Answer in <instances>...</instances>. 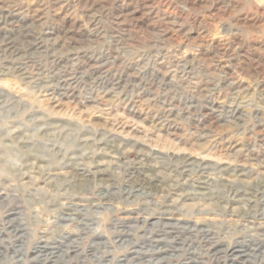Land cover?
I'll return each mask as SVG.
<instances>
[{
    "label": "clouds",
    "instance_id": "1",
    "mask_svg": "<svg viewBox=\"0 0 264 264\" xmlns=\"http://www.w3.org/2000/svg\"><path fill=\"white\" fill-rule=\"evenodd\" d=\"M0 264H264V0H0Z\"/></svg>",
    "mask_w": 264,
    "mask_h": 264
}]
</instances>
